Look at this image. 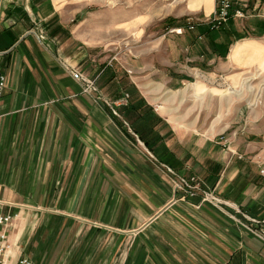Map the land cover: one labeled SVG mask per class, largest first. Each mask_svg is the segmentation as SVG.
Instances as JSON below:
<instances>
[{"label": "crops", "instance_id": "0c3cea01", "mask_svg": "<svg viewBox=\"0 0 264 264\" xmlns=\"http://www.w3.org/2000/svg\"><path fill=\"white\" fill-rule=\"evenodd\" d=\"M185 2L197 20L195 29H186L192 17L178 20L160 40L146 42L145 77L132 83V104L145 119L140 129L146 140L140 141L176 172L197 174L221 205L201 201L204 192L190 201L182 194L172 202L160 201L154 193L170 188L139 182L148 172L141 169L145 161L135 150L136 140H89L90 102L96 104L100 81L112 66L97 51L103 42L91 26L90 0H0V69L7 78L0 108L4 216L18 217L16 194L50 193L56 207L76 213L73 219L90 221L88 234L107 228L130 231L129 264H264V145L250 146L239 157L214 146L223 152L213 154L212 140H187L179 129L189 124L160 107L166 95L158 96L185 86L193 62L208 67L213 77V65L222 71L234 66L237 48H243L242 55L263 53L264 0H234L245 18H232L220 29L207 21L217 0ZM137 29L136 15L131 37ZM249 41L259 44H242ZM68 67L88 78L97 74V91L84 93V82L75 80ZM107 82L120 84L115 74ZM147 105L160 108L161 116L147 111ZM127 115L135 124L137 113ZM163 127L173 140L160 132ZM106 158L119 160L118 172L132 171L137 179L126 186L106 184L109 170L93 167L95 160L106 163ZM116 192L129 194L123 202L126 221L105 224ZM58 194H63L59 200ZM9 233L15 257H27Z\"/></svg>", "mask_w": 264, "mask_h": 264}, {"label": "rangeland", "instance_id": "374dc122", "mask_svg": "<svg viewBox=\"0 0 264 264\" xmlns=\"http://www.w3.org/2000/svg\"><path fill=\"white\" fill-rule=\"evenodd\" d=\"M185 1L180 3L178 0H95V2L90 0L91 26L95 27V34L102 37L103 42L97 51L102 52L104 62H111L112 66H108L100 81L96 104L93 100L90 102L89 140L135 139L137 142L134 143L136 146L134 148L145 161L142 165L140 163L143 167L141 169L148 172L138 179L139 182L166 187L168 188L166 190L170 188L169 193L163 189L154 193L160 197V201L172 202L181 194L185 201H190L194 200L197 194L204 192L201 201L218 205L221 199L213 190L207 188L197 174L194 175L190 170L182 173L174 171L161 163L159 156L146 148L132 130L131 120L128 115L122 113V108L118 110L121 117H117V120L112 118V114L115 116L113 103L119 97L129 94L132 105L133 94L136 91L132 83L137 78L145 77L146 42L151 43L152 39L158 41L169 29L174 28L170 22L168 23L170 20H175L176 24L178 20L185 21L192 17L188 22H197L195 16L187 11ZM136 15L137 34L131 37V26L133 28ZM259 42L264 45L262 40ZM245 43L259 44L257 41L242 44ZM243 52V48L240 47L236 55L239 59L232 60L234 66L227 71L220 70L223 67L219 65H213V77L210 76L208 67L201 68L193 62V66L186 69L189 82L185 86L169 94L161 92L158 94L159 98L166 95V98L161 100L160 107H166L171 116L184 118L189 124L186 129H179L186 135L187 140H212L213 154L223 152V149L239 157L244 156V151L246 152L250 146L264 145V52L242 55ZM220 61H224L223 64L229 62L227 59ZM112 74H115L120 82L117 86H109L107 82ZM96 76L97 74L90 78L95 79ZM149 107L156 110L157 116H161L163 111L160 108ZM159 130L166 134L167 140H173L168 128L163 127ZM214 146L222 149L215 150ZM106 161L107 164L102 160H95L93 166L109 170L110 177H106V184L126 186L132 184V179H137L132 171L123 170L122 174L118 172L116 168H121L119 160L106 158ZM263 171L264 169L261 173ZM192 178H196V183L191 182L192 188L182 184L181 179L190 181ZM58 196L59 200L63 194ZM128 196V193L116 192L113 202L108 205L111 212L104 215L102 222L105 224L107 220L115 223L125 222L128 207L123 202L127 201ZM17 199L20 205L15 209L18 217L16 216L10 228L11 235L34 264H129L132 237L130 231L107 228L104 233L101 231L100 234L94 232L88 234L90 221L73 219L76 213L73 215L66 209L56 207L55 194L40 192L16 194ZM250 233L256 235L251 231ZM234 245L237 248L238 245Z\"/></svg>", "mask_w": 264, "mask_h": 264}, {"label": "built area", "instance_id": "2783aa9c", "mask_svg": "<svg viewBox=\"0 0 264 264\" xmlns=\"http://www.w3.org/2000/svg\"><path fill=\"white\" fill-rule=\"evenodd\" d=\"M232 18L244 19L245 18L244 10L239 6H237L234 0H217L216 9L212 14V16L207 21L212 26L213 29H220L225 25H227ZM186 29L188 30L195 29V23L188 22V26ZM179 31L182 32V29H180ZM68 70L73 73V77L75 80L84 82L85 85L84 93L91 95L97 91L96 79L85 77L81 73L76 72L71 67H68ZM6 86H7V78L0 69V108ZM129 100H130L129 94H125L122 98L118 99L117 101H115V103H113L116 109V110L114 109V113L116 117L119 118L121 117L118 110H120V108L127 106L129 104ZM171 172L175 174L173 170H171ZM262 174H264V171L262 172ZM181 181L185 187L192 188V183H196V178H192L190 181L181 179ZM191 195L193 196L194 193ZM216 201L218 202V200ZM15 218H16L15 216H4L0 212V264H34L33 261L27 257L24 256H20L18 258L15 257V252H14L15 249L10 240V233H9ZM249 230L258 235V233L255 232L254 230L252 229Z\"/></svg>", "mask_w": 264, "mask_h": 264}, {"label": "trees", "instance_id": "16d2710c", "mask_svg": "<svg viewBox=\"0 0 264 264\" xmlns=\"http://www.w3.org/2000/svg\"><path fill=\"white\" fill-rule=\"evenodd\" d=\"M171 23V25L173 26V24H175V20H170V21H168V23ZM243 38H245V37H243ZM243 38H241V39H243ZM119 99H120V97H119ZM131 100L129 101V104L127 105V106H125V107H123L121 110H122V113L123 114H125L126 116H127V114L129 113V112H135V113H137V120H135V124L134 123H130V126H131V128H132V130L134 131V133L139 137V139L142 141V140H146L145 138H144V136H143V134H142V132H141V129L140 128H142L143 127V124L142 123H144V121H145V119H142V117H141V115L140 114H138V111L137 110H139V108L137 107L138 105H131ZM143 104H145V102H143ZM146 109H147V111H153V109L151 108V107H149V106H146ZM121 115V114H120ZM112 118L113 119H115V120H117V117L116 116H114L113 114H112ZM147 119V118H146ZM158 120L159 121H161L160 120V118H158ZM135 140V139H134ZM146 145V147L154 154V152L152 151V149L148 146V143H146L145 144ZM159 160H160V162L161 163H165V162H163L161 159H160V157H159ZM170 167V166H169ZM171 168V167H170ZM174 170V169H173ZM175 171V170H174Z\"/></svg>", "mask_w": 264, "mask_h": 264}, {"label": "bare ground", "instance_id": "6f19581e", "mask_svg": "<svg viewBox=\"0 0 264 264\" xmlns=\"http://www.w3.org/2000/svg\"><path fill=\"white\" fill-rule=\"evenodd\" d=\"M239 51H240V49L237 48L236 51H235V54H238Z\"/></svg>", "mask_w": 264, "mask_h": 264}]
</instances>
